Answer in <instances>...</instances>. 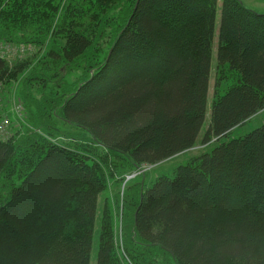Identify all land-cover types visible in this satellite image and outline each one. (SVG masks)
Returning a JSON list of instances; mask_svg holds the SVG:
<instances>
[{
	"label": "trees",
	"instance_id": "trees-1",
	"mask_svg": "<svg viewBox=\"0 0 264 264\" xmlns=\"http://www.w3.org/2000/svg\"><path fill=\"white\" fill-rule=\"evenodd\" d=\"M0 38L37 49L0 54V264H91L97 222L95 264H264V123L228 138L264 112L263 13L0 0Z\"/></svg>",
	"mask_w": 264,
	"mask_h": 264
},
{
	"label": "rangeland",
	"instance_id": "rangeland-1",
	"mask_svg": "<svg viewBox=\"0 0 264 264\" xmlns=\"http://www.w3.org/2000/svg\"><path fill=\"white\" fill-rule=\"evenodd\" d=\"M244 1L247 5L253 7L257 11H259L260 13L264 14V0H244ZM219 3H220V1H219ZM216 38H217V24H216L215 35H214V41L215 42H216ZM214 55H215V51H213V59H214ZM32 66H33V64H30L28 68L30 69ZM20 76H23V75H20ZM212 83H213V78L210 81L209 95L212 92V88H211ZM48 86L49 85H47V87ZM19 90L20 89L17 88V83L14 85L9 84V87H7V88H5V86H3V89L0 92V113L6 112L9 116V106L6 105L5 100H9L11 97H12V101L15 100L14 97L17 96V93L19 92ZM35 92H36V96H39V94L37 93V86L36 85H35ZM209 103H210V99H209L208 105H209ZM263 123H264V112H261L258 115L252 117L245 124H242L240 126L235 127L232 130V132L229 134L228 138L230 139V138H234V137L244 135V134L250 132L251 130H253L254 128L260 126ZM204 127L205 126H203L198 139L201 138V136L203 134L202 131H203ZM207 149H210V146L207 147ZM196 152H198V151L184 152L182 154H179L178 156H175V157L169 159L168 161H165L161 165H157V166L151 168L150 170H148L146 172V183L148 184L150 181H152L160 173H163V172H166V173L170 172L171 173V171L174 170V168H176L178 165L186 164L188 162L189 156L196 154ZM98 231H99V222L96 223V227H95V231H94V237H93L94 244H93V255H92V259H91V264H95V254H96V250H97V240H98V234H99Z\"/></svg>",
	"mask_w": 264,
	"mask_h": 264
},
{
	"label": "built area",
	"instance_id": "built-area-1",
	"mask_svg": "<svg viewBox=\"0 0 264 264\" xmlns=\"http://www.w3.org/2000/svg\"><path fill=\"white\" fill-rule=\"evenodd\" d=\"M31 50H32V46L28 47V46H21V45H12L10 43L0 40V54H4L9 58H12L14 56H23L27 51L31 52ZM13 109L15 112H20L22 110V104L20 102L15 104L13 106ZM8 123H9L8 118L6 116L0 118V133L1 134H3L7 130Z\"/></svg>",
	"mask_w": 264,
	"mask_h": 264
},
{
	"label": "bare ground",
	"instance_id": "bare-ground-1",
	"mask_svg": "<svg viewBox=\"0 0 264 264\" xmlns=\"http://www.w3.org/2000/svg\"><path fill=\"white\" fill-rule=\"evenodd\" d=\"M129 178V177H128Z\"/></svg>",
	"mask_w": 264,
	"mask_h": 264
}]
</instances>
